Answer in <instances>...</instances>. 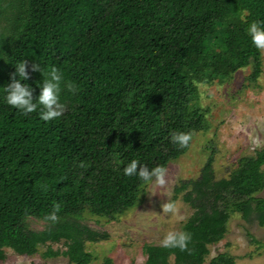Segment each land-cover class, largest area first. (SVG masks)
<instances>
[{
	"label": "trees",
	"instance_id": "obj_1",
	"mask_svg": "<svg viewBox=\"0 0 264 264\" xmlns=\"http://www.w3.org/2000/svg\"><path fill=\"white\" fill-rule=\"evenodd\" d=\"M253 22H264V0H0V87L21 60L34 99L51 67L63 76V113L54 120L22 115L0 96V263L11 250L90 264L88 245L109 235L85 216L114 221L144 199L148 184L123 168L135 159L138 171L167 169L194 133L208 131L197 84L248 68L250 82L261 77L262 52L247 31ZM176 132L189 135L186 147L172 142ZM214 165L212 149L199 177L174 190L173 201L193 210L181 230L192 234L188 250L147 244L145 264H205L232 213L264 228V149L228 177L218 179ZM54 205L52 223L45 217ZM30 218L47 227L32 230ZM59 241L61 253L51 248ZM209 264L236 263L220 254Z\"/></svg>",
	"mask_w": 264,
	"mask_h": 264
},
{
	"label": "rangeland",
	"instance_id": "obj_2",
	"mask_svg": "<svg viewBox=\"0 0 264 264\" xmlns=\"http://www.w3.org/2000/svg\"><path fill=\"white\" fill-rule=\"evenodd\" d=\"M261 52L262 75L256 83L250 82L251 68H248L225 82L197 84L199 104L205 111L209 129L193 134L188 152L168 165L163 185L148 184L142 203L117 220L85 216L84 224L109 235L105 242L88 245L90 264H145L144 246L161 245L168 231H181L192 216L190 206L181 199L173 201L174 190L181 181L199 177L212 149L218 179L228 177L240 159L253 158L264 149V49ZM168 202L175 204V215L163 213L162 205ZM27 225L35 231L47 227V223L36 218L28 219ZM227 229L225 239L210 248L205 264L220 254H229L236 264H264V228L232 213ZM51 248L61 253L66 250V243L59 241ZM6 253V261L0 264L68 263L62 255L46 259L42 255L18 256L11 250ZM170 264H174L173 260Z\"/></svg>",
	"mask_w": 264,
	"mask_h": 264
},
{
	"label": "clouds",
	"instance_id": "obj_3",
	"mask_svg": "<svg viewBox=\"0 0 264 264\" xmlns=\"http://www.w3.org/2000/svg\"><path fill=\"white\" fill-rule=\"evenodd\" d=\"M248 35L251 37L252 44L258 49H264V22H253L249 25ZM15 72L11 76V82L0 87V96L3 101L10 107L18 110L22 115H28L32 112H38L42 121H50L59 118L63 113V107L60 103L61 85L63 81L62 73L56 67H51L45 74L42 83L38 85L39 93L34 99V89L26 82L29 78V68L25 60L14 64ZM31 71L40 72L43 69L40 64L33 63ZM68 90L74 92L76 89L68 85ZM189 135L183 132H176L172 135V142L179 147H186L189 141ZM135 159L131 160L124 168L123 174L126 177L136 176L144 184L165 183L166 169L158 166L149 169L147 166L140 165ZM163 213L175 215L176 206L168 202L162 205ZM60 211L58 205L53 206L45 219L55 223L57 213ZM192 241V234L187 231L170 230L168 231L160 244L164 248L179 249L180 251L188 250V245Z\"/></svg>",
	"mask_w": 264,
	"mask_h": 264
}]
</instances>
